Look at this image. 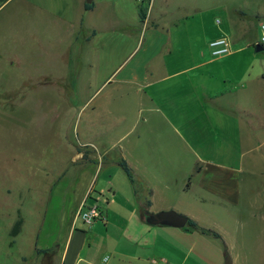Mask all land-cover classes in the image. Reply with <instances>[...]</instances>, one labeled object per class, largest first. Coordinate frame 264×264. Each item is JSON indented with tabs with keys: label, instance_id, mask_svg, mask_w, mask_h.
<instances>
[{
	"label": "crops",
	"instance_id": "1",
	"mask_svg": "<svg viewBox=\"0 0 264 264\" xmlns=\"http://www.w3.org/2000/svg\"><path fill=\"white\" fill-rule=\"evenodd\" d=\"M237 1L150 0L144 18L138 14L141 29L155 34V53L140 77L122 78L114 89L148 103L139 109L144 126L127 129L125 136L137 131L134 138L111 143L105 138L100 144L89 122L85 135L102 156L117 151L138 192L130 183L131 199L119 202L111 193L105 202L103 227L112 213L120 226L114 242L107 231L99 236V223L90 224L88 232L72 228L59 264H224L225 253L232 264H264V90L252 88V43L243 41V21L251 17L258 45L263 19L257 18H264V4L255 2L249 10ZM92 3L87 11L85 0H0V29L10 26L5 14L13 10L25 13L30 28L33 14L49 17L54 40L79 49L89 68L95 57L102 59L106 34L127 24L122 17L129 6L127 0ZM137 3L142 0H134L135 9ZM66 30L72 36L68 42L62 36ZM220 37L229 39L230 52L214 57L209 44ZM65 73L62 82H75L77 73ZM259 80L264 87V74ZM243 176L249 179L246 197ZM143 208L175 211L197 228L149 226Z\"/></svg>",
	"mask_w": 264,
	"mask_h": 264
},
{
	"label": "rangeland",
	"instance_id": "2",
	"mask_svg": "<svg viewBox=\"0 0 264 264\" xmlns=\"http://www.w3.org/2000/svg\"><path fill=\"white\" fill-rule=\"evenodd\" d=\"M127 1L122 17L127 24L106 34L102 59L95 57L96 64L89 68L79 49L61 47L54 40L57 32L49 17L33 14L30 28L24 12L5 14L10 26L0 29V40L5 41L0 44V264H59L72 228L89 231V225L76 217L89 191L86 205L97 204L101 210L112 199L111 193L119 202L132 197L117 151L102 156L85 136L89 122L99 143L105 138L110 143L134 138L145 123L139 109L148 103L125 96L123 88L114 89L122 78L140 77L143 64L155 53V34L141 29L134 0ZM245 1L237 2L249 10L256 8L255 2L264 4V0ZM149 4L143 3V9ZM255 23L251 17L244 19L243 41L252 43V88L259 93L264 90L259 80L264 54L255 51ZM62 36L65 42L72 37L67 30ZM67 70L77 73L75 82H62ZM129 127L137 131L125 136ZM242 179L246 197L249 179ZM19 219V232L12 237ZM95 223L100 224L96 228L100 237L106 231L113 242L118 237L120 226L113 213L106 230L104 220Z\"/></svg>",
	"mask_w": 264,
	"mask_h": 264
},
{
	"label": "built area",
	"instance_id": "3",
	"mask_svg": "<svg viewBox=\"0 0 264 264\" xmlns=\"http://www.w3.org/2000/svg\"><path fill=\"white\" fill-rule=\"evenodd\" d=\"M216 22L219 23V20H217ZM257 43L262 48V52L264 53V21L259 24V37ZM209 47L211 49V54L214 57H220L230 52V42L227 37H220L212 41L209 44ZM89 194L90 191L80 203L76 214V217L80 218L83 223H86L88 225L94 223L95 221L104 220L103 211L97 204L90 206L86 205Z\"/></svg>",
	"mask_w": 264,
	"mask_h": 264
},
{
	"label": "water",
	"instance_id": "4",
	"mask_svg": "<svg viewBox=\"0 0 264 264\" xmlns=\"http://www.w3.org/2000/svg\"><path fill=\"white\" fill-rule=\"evenodd\" d=\"M93 0H85L86 4H91ZM256 52H261L262 48L259 45L255 47ZM145 223L149 226H164L182 229L187 224V217L179 214L175 211H161L150 212L147 208L141 210ZM224 264H232L231 257L228 253H225Z\"/></svg>",
	"mask_w": 264,
	"mask_h": 264
},
{
	"label": "trees",
	"instance_id": "5",
	"mask_svg": "<svg viewBox=\"0 0 264 264\" xmlns=\"http://www.w3.org/2000/svg\"><path fill=\"white\" fill-rule=\"evenodd\" d=\"M150 2V0H142V3L138 5V14H139V17L140 19H143L144 18V15H143V12H144V9H143V3L145 2ZM93 8V3L91 4H86L84 5V9L85 10H91ZM118 165L121 167V169L124 171L126 177L128 178V181L131 183V185L133 186V189H134V192H138V187H137V182L135 181V179L133 178L132 174H131V170L129 168V166L127 165V163L124 161V160H120L118 162ZM188 185V183H187ZM150 206V203L147 202L146 203V207L148 208ZM20 225H21V220H17L16 223L13 225L12 229H11V232H10V235L12 237L16 236L19 232V228H20ZM187 226L189 227H195L197 228V225L195 222H193L191 219H188L187 220ZM201 232L203 233H212L215 237H219L218 234L216 233H213V232H210V231H207V230H204V229H200Z\"/></svg>",
	"mask_w": 264,
	"mask_h": 264
}]
</instances>
